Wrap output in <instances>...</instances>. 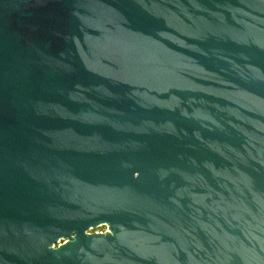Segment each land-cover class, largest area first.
Returning <instances> with one entry per match:
<instances>
[{
  "label": "water",
  "instance_id": "95a60500",
  "mask_svg": "<svg viewBox=\"0 0 264 264\" xmlns=\"http://www.w3.org/2000/svg\"><path fill=\"white\" fill-rule=\"evenodd\" d=\"M0 264H264V0H0Z\"/></svg>",
  "mask_w": 264,
  "mask_h": 264
},
{
  "label": "rangeland",
  "instance_id": "374dc122",
  "mask_svg": "<svg viewBox=\"0 0 264 264\" xmlns=\"http://www.w3.org/2000/svg\"><path fill=\"white\" fill-rule=\"evenodd\" d=\"M99 230H101V228H99ZM98 232H99V233H102V234H106V232H109V231H108L107 228H106V229H105V228H102V231H101V232L98 231ZM99 233H98V234H99Z\"/></svg>",
  "mask_w": 264,
  "mask_h": 264
},
{
  "label": "flooded vegetation",
  "instance_id": "af4514ba",
  "mask_svg": "<svg viewBox=\"0 0 264 264\" xmlns=\"http://www.w3.org/2000/svg\"><path fill=\"white\" fill-rule=\"evenodd\" d=\"M105 229H106V228H105ZM98 231H100V232H101V231H102V228H101V230H99V229H98V230H93V231H91V233H90V234L99 233ZM99 234H102V233H99Z\"/></svg>",
  "mask_w": 264,
  "mask_h": 264
}]
</instances>
